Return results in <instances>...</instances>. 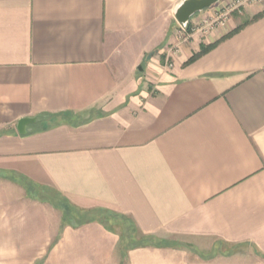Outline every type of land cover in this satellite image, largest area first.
I'll return each mask as SVG.
<instances>
[{
  "label": "crops",
  "instance_id": "0c3cea01",
  "mask_svg": "<svg viewBox=\"0 0 264 264\" xmlns=\"http://www.w3.org/2000/svg\"><path fill=\"white\" fill-rule=\"evenodd\" d=\"M182 1L0 0V264H264V0Z\"/></svg>",
  "mask_w": 264,
  "mask_h": 264
},
{
  "label": "water",
  "instance_id": "95a60500",
  "mask_svg": "<svg viewBox=\"0 0 264 264\" xmlns=\"http://www.w3.org/2000/svg\"><path fill=\"white\" fill-rule=\"evenodd\" d=\"M220 0H183L177 6L175 11V17L179 23L184 27H187L194 17V15H199L205 9L212 7L217 4ZM37 121L36 117H23L18 121L17 130L19 134L26 135L28 133L29 125Z\"/></svg>",
  "mask_w": 264,
  "mask_h": 264
},
{
  "label": "built area",
  "instance_id": "2783aa9c",
  "mask_svg": "<svg viewBox=\"0 0 264 264\" xmlns=\"http://www.w3.org/2000/svg\"><path fill=\"white\" fill-rule=\"evenodd\" d=\"M252 0H234L230 6H228V8L225 10V12L223 11L221 14H216V16L211 17V18H205L201 23H195L194 26L191 28L192 29V33L194 32H205L208 33L213 29H215V27L219 26V25H224L228 19V14L231 13L234 10H238L241 6H244L246 3L250 2ZM190 24V23H189ZM180 28L181 31H186L187 27H184L181 23H180ZM182 38H187V34H184Z\"/></svg>",
  "mask_w": 264,
  "mask_h": 264
},
{
  "label": "trees",
  "instance_id": "16d2710c",
  "mask_svg": "<svg viewBox=\"0 0 264 264\" xmlns=\"http://www.w3.org/2000/svg\"><path fill=\"white\" fill-rule=\"evenodd\" d=\"M212 47H214V45H210L207 47H202L201 51L199 53L194 54V56L188 61V63H191L192 61L196 60L198 57H200L201 54L207 52L208 50H210ZM130 230L128 232V234H126V236L124 235L125 233L122 232V246L124 247V249H130V248H134V247H138L140 246V235L139 232L137 230V228L133 227L132 225L130 226Z\"/></svg>",
  "mask_w": 264,
  "mask_h": 264
},
{
  "label": "rangeland",
  "instance_id": "374dc122",
  "mask_svg": "<svg viewBox=\"0 0 264 264\" xmlns=\"http://www.w3.org/2000/svg\"><path fill=\"white\" fill-rule=\"evenodd\" d=\"M179 26H181L180 23H179ZM192 27L193 26H191V23H190L188 28L186 29V31H181V29H179V28H177L176 30L178 31L179 36L183 37L184 34L188 33L187 35H189L192 32V29H191ZM68 213H69V211H68ZM106 221L111 222L117 228H119V230L123 231L125 233L124 234L125 236H126V234H128V232L131 228L130 227L131 225L128 224V222L126 221V219L124 217H117L115 215V216H111V217L106 218Z\"/></svg>",
  "mask_w": 264,
  "mask_h": 264
}]
</instances>
